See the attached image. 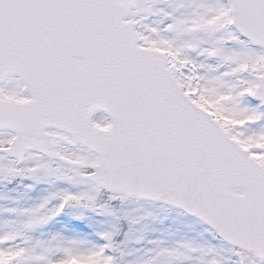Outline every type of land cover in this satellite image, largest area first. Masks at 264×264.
Segmentation results:
<instances>
[{
    "label": "snow or ice",
    "instance_id": "1",
    "mask_svg": "<svg viewBox=\"0 0 264 264\" xmlns=\"http://www.w3.org/2000/svg\"><path fill=\"white\" fill-rule=\"evenodd\" d=\"M0 264H264V0H0Z\"/></svg>",
    "mask_w": 264,
    "mask_h": 264
}]
</instances>
